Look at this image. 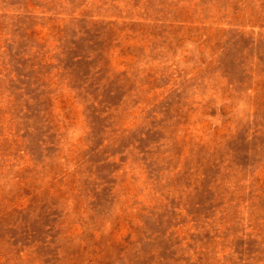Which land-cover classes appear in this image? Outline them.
Instances as JSON below:
<instances>
[{
  "label": "rangeland",
  "instance_id": "374dc122",
  "mask_svg": "<svg viewBox=\"0 0 264 264\" xmlns=\"http://www.w3.org/2000/svg\"><path fill=\"white\" fill-rule=\"evenodd\" d=\"M0 264H264V0H0Z\"/></svg>",
  "mask_w": 264,
  "mask_h": 264
}]
</instances>
